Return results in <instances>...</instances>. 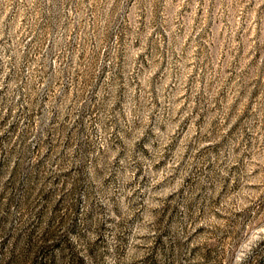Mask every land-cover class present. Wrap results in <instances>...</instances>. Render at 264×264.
I'll return each instance as SVG.
<instances>
[{"label": "rangeland", "instance_id": "1", "mask_svg": "<svg viewBox=\"0 0 264 264\" xmlns=\"http://www.w3.org/2000/svg\"><path fill=\"white\" fill-rule=\"evenodd\" d=\"M0 264H264V0H0Z\"/></svg>", "mask_w": 264, "mask_h": 264}]
</instances>
